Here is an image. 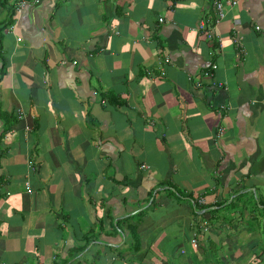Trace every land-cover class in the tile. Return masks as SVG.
I'll list each match as a JSON object with an SVG mask.
<instances>
[{"label": "crops", "instance_id": "obj_1", "mask_svg": "<svg viewBox=\"0 0 264 264\" xmlns=\"http://www.w3.org/2000/svg\"><path fill=\"white\" fill-rule=\"evenodd\" d=\"M237 2L209 41L212 0H0V264H264V0Z\"/></svg>", "mask_w": 264, "mask_h": 264}, {"label": "built area", "instance_id": "obj_2", "mask_svg": "<svg viewBox=\"0 0 264 264\" xmlns=\"http://www.w3.org/2000/svg\"><path fill=\"white\" fill-rule=\"evenodd\" d=\"M212 4H213V8L216 14L215 20L211 23H205L204 21H201L199 23V25L197 26V31L199 33H205L207 40L209 41H215V36L213 34L215 27L226 18V9L227 7H233L236 6L238 4L237 0H212ZM26 6L25 2L20 3V5L18 6V10L22 9L23 7ZM161 22H163V19H160ZM217 41L220 43L221 45V39L217 37ZM167 62H169V59L166 60ZM213 70L217 69V65H213L212 66ZM213 74L211 73H207L206 76H212ZM103 103H105V101H102ZM224 131L223 128L219 129V134H222V132ZM142 168H146V166H142ZM198 205H205V202L203 199H199L197 202ZM198 227L200 228V231L202 234L208 233L210 231V225L208 221H204L201 224L198 225ZM198 235L195 234L194 238L191 240V244L193 246L194 249H199L200 247V243L198 240Z\"/></svg>", "mask_w": 264, "mask_h": 264}, {"label": "trees", "instance_id": "obj_3", "mask_svg": "<svg viewBox=\"0 0 264 264\" xmlns=\"http://www.w3.org/2000/svg\"><path fill=\"white\" fill-rule=\"evenodd\" d=\"M0 118L4 121V124L7 127H11L17 122L16 118H14L11 115H8L7 113H4L1 108H0ZM130 230H131L132 241H133L137 237L136 236L137 233L134 231L135 229L133 227H131Z\"/></svg>", "mask_w": 264, "mask_h": 264}]
</instances>
